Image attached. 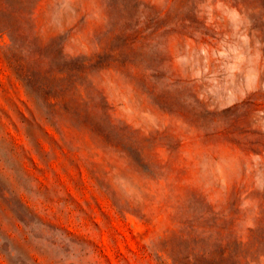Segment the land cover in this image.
<instances>
[{"label":"rangeland","instance_id":"rangeland-1","mask_svg":"<svg viewBox=\"0 0 264 264\" xmlns=\"http://www.w3.org/2000/svg\"><path fill=\"white\" fill-rule=\"evenodd\" d=\"M13 2L0 264H264V0Z\"/></svg>","mask_w":264,"mask_h":264},{"label":"trees","instance_id":"trees-1","mask_svg":"<svg viewBox=\"0 0 264 264\" xmlns=\"http://www.w3.org/2000/svg\"><path fill=\"white\" fill-rule=\"evenodd\" d=\"M14 3L15 2H13V0H0V11L9 13L19 19H22V26L25 27L26 22L30 21V18H28L27 16L25 5L19 3V5L17 6ZM31 44H33V42L32 43L30 42V47L32 46ZM32 52L36 59L40 60L42 58V56L39 54V51H35L34 49H32ZM70 59H74V58L72 57ZM59 72L65 73V76L70 80V84L61 86V89L58 93V96H61L60 101H63L65 104H68L69 100H66L67 94L70 95L72 101V98L76 97L79 93L78 92L79 80L81 79V76L83 74L82 73L83 69L63 70ZM26 88L30 93L31 97L36 99V101L39 100V98L42 96L41 93H35V91L31 89L33 87H30L29 85L27 86V83H26ZM205 255H207L206 257H209L210 264H222L227 258L225 249L220 251L219 253L210 252V253H205ZM194 258L196 259L197 257L196 256L193 257L189 255H185V257L183 256V259H185V264H195Z\"/></svg>","mask_w":264,"mask_h":264}]
</instances>
